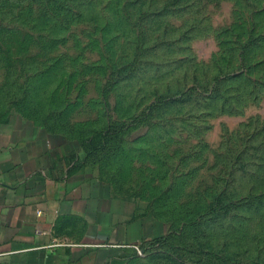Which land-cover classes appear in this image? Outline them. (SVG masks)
<instances>
[{
    "label": "rangeland",
    "instance_id": "obj_1",
    "mask_svg": "<svg viewBox=\"0 0 264 264\" xmlns=\"http://www.w3.org/2000/svg\"><path fill=\"white\" fill-rule=\"evenodd\" d=\"M0 118L96 151L126 264H264V0H0Z\"/></svg>",
    "mask_w": 264,
    "mask_h": 264
},
{
    "label": "crops",
    "instance_id": "obj_2",
    "mask_svg": "<svg viewBox=\"0 0 264 264\" xmlns=\"http://www.w3.org/2000/svg\"><path fill=\"white\" fill-rule=\"evenodd\" d=\"M94 166L40 126L0 118V264H126L148 236L114 217Z\"/></svg>",
    "mask_w": 264,
    "mask_h": 264
},
{
    "label": "trees",
    "instance_id": "obj_3",
    "mask_svg": "<svg viewBox=\"0 0 264 264\" xmlns=\"http://www.w3.org/2000/svg\"><path fill=\"white\" fill-rule=\"evenodd\" d=\"M83 147H84V149L87 151V154H88V159H92L93 160V162L96 164L98 161L96 160L97 159V153H96V151L93 149H89V147H88V143L87 142H84V144H83ZM144 240H146V239H144ZM143 243H145V241L143 242ZM150 244H152V243H150ZM149 244V245H150ZM160 244V243H159Z\"/></svg>",
    "mask_w": 264,
    "mask_h": 264
},
{
    "label": "built area",
    "instance_id": "obj_4",
    "mask_svg": "<svg viewBox=\"0 0 264 264\" xmlns=\"http://www.w3.org/2000/svg\"><path fill=\"white\" fill-rule=\"evenodd\" d=\"M140 252V254H141V251H139Z\"/></svg>",
    "mask_w": 264,
    "mask_h": 264
}]
</instances>
